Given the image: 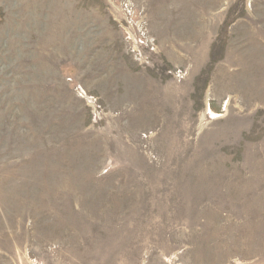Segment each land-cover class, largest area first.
<instances>
[{
	"label": "rangeland",
	"instance_id": "rangeland-1",
	"mask_svg": "<svg viewBox=\"0 0 264 264\" xmlns=\"http://www.w3.org/2000/svg\"><path fill=\"white\" fill-rule=\"evenodd\" d=\"M0 264H264V0H0Z\"/></svg>",
	"mask_w": 264,
	"mask_h": 264
}]
</instances>
